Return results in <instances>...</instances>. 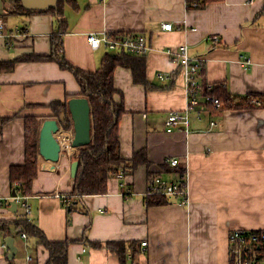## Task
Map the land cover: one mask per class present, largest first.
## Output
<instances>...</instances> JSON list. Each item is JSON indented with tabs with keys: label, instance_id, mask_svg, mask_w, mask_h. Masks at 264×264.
<instances>
[{
	"label": "crops",
	"instance_id": "0c3cea01",
	"mask_svg": "<svg viewBox=\"0 0 264 264\" xmlns=\"http://www.w3.org/2000/svg\"><path fill=\"white\" fill-rule=\"evenodd\" d=\"M18 3L0 0V16L8 28L25 33L10 46L0 37V61L49 53L51 32L58 27L53 12L26 11ZM259 10V2L247 0H208L201 7L192 6L191 0L64 2L62 17L68 30L61 38L67 60L95 71L106 49L91 48L88 31L142 32L148 39L145 77L156 86L146 88L134 82L129 68H115L113 82L119 93L114 100L124 109L118 120L120 154L130 158L145 148L149 164L124 175L122 187L113 177L107 192L83 195L84 211L68 213L55 195L71 189L73 157L67 154L42 169L43 158L37 155V176L25 198L28 217L49 240L71 239L68 264H121L105 246L110 240L125 243L126 264H229L230 231L264 227V106L221 110L200 98L189 110L187 130L166 132L164 127L168 111L187 105L174 59L181 44L200 65V94L208 83H220L234 95H264V19ZM166 23L171 28L165 29ZM158 72L167 78L160 79ZM72 96H80L79 85L73 73L54 60L21 58L11 69L0 68V199L12 192L10 165L24 161V116L36 115L41 124L55 117L48 105L51 100ZM173 157L185 167L184 177L170 164ZM152 176L172 182L185 179L186 201L168 195L165 203H148ZM126 185L127 195L122 192ZM15 211L0 205V264H44L47 250L17 230L12 223ZM4 222L15 227L8 235L15 248L11 256L1 231ZM130 243L134 245L129 248Z\"/></svg>",
	"mask_w": 264,
	"mask_h": 264
},
{
	"label": "trees",
	"instance_id": "16d2710c",
	"mask_svg": "<svg viewBox=\"0 0 264 264\" xmlns=\"http://www.w3.org/2000/svg\"><path fill=\"white\" fill-rule=\"evenodd\" d=\"M208 0H198L195 7H201ZM18 7L26 11H51L58 20V27L51 32V49L49 53L37 55L35 53L11 58L7 61H0V68L11 69L13 64L23 59L29 60H54L61 68L70 70L78 85L79 95L85 96L89 100L92 114V134L88 144L79 146L74 157L78 160V169L73 177L72 186L66 195L70 202H63L68 213L73 210L84 211L81 205L82 196L86 194H102L107 192V184L110 178L115 177L121 171L123 176L132 173L140 164L148 165L149 160L145 148L133 152L130 158H125L119 151L118 120L123 112L122 102L116 103L114 95L119 90L114 86L113 73L117 66L127 67L132 72L134 82L143 84L146 88H154L155 85L147 81L145 77V53L132 55L122 51H105L102 55L98 67L95 71L83 70L66 59L63 50L62 34L68 30L67 20L62 17L64 2L75 3V0H57L56 6L44 10L25 9L18 0ZM202 69V68H201ZM201 72V71H200ZM212 87L206 86L202 94H209L218 99L219 105H212L218 109H242L254 107L252 98L261 101L259 106H264V95L260 93L247 92L244 94H231L226 91L223 84L211 83ZM53 115L58 117L61 112L65 113L63 120L59 123L64 128L72 126V120L68 111L67 101L54 99L48 104ZM24 161L20 164H12L9 167V181L13 190V182L18 181L17 191L25 196L32 192V182L38 172V135L40 124L36 115L24 116ZM178 166L181 176L185 175V167ZM182 186L186 185V180L181 179ZM124 193L128 191L127 185L122 189ZM148 203H165L167 198L159 193L146 195ZM13 220V224L19 232H26L27 235L36 239V243L44 247L48 252V259L44 264H68L67 249L71 239L49 240L44 232L33 222L28 213H18ZM1 231L4 236L10 234L7 226L8 222L2 223ZM102 246L101 243H93ZM134 244L130 243L128 247ZM109 251L116 253L121 264H126L127 247L123 241L110 240L105 242ZM129 251L128 253H130ZM133 253V251H132ZM131 253V254H132ZM131 256V255H130ZM131 264V263H129Z\"/></svg>",
	"mask_w": 264,
	"mask_h": 264
},
{
	"label": "built area",
	"instance_id": "2783aa9c",
	"mask_svg": "<svg viewBox=\"0 0 264 264\" xmlns=\"http://www.w3.org/2000/svg\"><path fill=\"white\" fill-rule=\"evenodd\" d=\"M198 0H191V5L196 6ZM250 2H259L260 3V12L264 19V0H247ZM165 29L171 28L170 23L163 24ZM21 28L9 29L6 25L5 19L0 16V37L3 38V41L7 46H10L14 40H16L22 33ZM87 41L91 48L97 49L103 47L107 51H122L128 54L140 55L146 53L148 47V39L146 35L142 32H102L98 33L96 31L87 32ZM175 61L179 65V70L183 77V84L187 94V105L184 109H172L168 111L166 118L164 120V127L166 132H172L175 129L187 130L189 124V110L193 109L199 104L200 98H203L204 102H208L212 105H219L218 99L210 96L209 94H200L198 87V74H199V65L189 53L188 47L186 44H181L178 47L174 55ZM247 63V61H246ZM157 76L160 79L167 78L166 73L158 72ZM207 88H211L212 84L208 83ZM251 103L254 105H260L261 101L257 98H252ZM213 125L214 122H211ZM62 130V128H61ZM68 140L60 144L61 149H64L65 152L70 155L71 149L74 148L70 144L71 137L69 138V133L72 132V127H69ZM63 131V130H62ZM170 164L176 166L178 164V158L173 157L169 160ZM115 178L120 180V186H123V174L121 171L117 172ZM15 191L14 196L8 198L0 199V205L4 207L7 211H11L10 201L13 199L16 202V206H21L27 213L30 212L29 206L25 201L26 196L17 191V186L19 185L18 181L13 182ZM123 192V191H122ZM124 193V192H123ZM129 192L124 193L127 195ZM146 193H159L164 196H178L181 199V202L186 201V185L182 186L180 181L172 182L167 181L166 179L160 176H152L147 183ZM55 195L61 199L62 202L69 203V198L61 193L55 192ZM23 237H26L25 233H22ZM141 246L146 245V240L140 241ZM84 250V249H83ZM27 260L29 259L26 257ZM229 264H264V227L259 229H248V228H235L232 229L229 233Z\"/></svg>",
	"mask_w": 264,
	"mask_h": 264
},
{
	"label": "water",
	"instance_id": "95a60500",
	"mask_svg": "<svg viewBox=\"0 0 264 264\" xmlns=\"http://www.w3.org/2000/svg\"><path fill=\"white\" fill-rule=\"evenodd\" d=\"M25 9L44 10L50 7H55L57 0H19ZM68 111L72 120V138L71 146L77 148L86 145L91 140L92 134V114L89 100L85 96H72L67 100ZM64 112H61L58 117H50L44 119L39 128L38 135V153L43 158L40 163L42 169L47 168V162L55 163L60 157V145L54 136L57 128L60 126L59 122L63 120ZM53 167V166H52ZM78 169V160L73 159L69 165V173L74 177ZM11 195H15L12 190ZM11 211L16 210V202L12 199L10 201ZM4 243L9 249L8 256L13 254L15 250L13 246V239L10 236L4 238Z\"/></svg>",
	"mask_w": 264,
	"mask_h": 264
},
{
	"label": "rangeland",
	"instance_id": "374dc122",
	"mask_svg": "<svg viewBox=\"0 0 264 264\" xmlns=\"http://www.w3.org/2000/svg\"><path fill=\"white\" fill-rule=\"evenodd\" d=\"M18 1V0H17ZM71 127V126H70ZM61 128H62V130H61ZM69 128V127H68ZM68 128H64L63 126H59L58 128H57V135H56V139H57V141L59 142V139H60V141H62L63 140V133H65V132H68ZM59 133H60V135H59ZM70 135V137H71V135H72V132L71 133H69ZM55 136V135H54ZM69 137V138H70ZM72 138V137H71ZM65 139H67V138H65ZM71 141V140H70ZM60 143L61 142H59V145H60ZM71 143V142H70ZM61 145H63V144H61ZM71 152H72V149L70 150ZM67 153L65 152V154H64V149H61V152H60V157H59V159H61L62 157H67V156H70V157H74V154L71 156V154L70 155H67ZM72 159H75V158H72ZM22 207L21 206H19L18 207V213L19 212H21L22 211ZM24 210V209H23ZM9 231H10V233H12L13 231H14V229H15V227H14V225H12V224H10L9 226ZM15 239L18 241V239H19V236L17 235V236H15Z\"/></svg>",
	"mask_w": 264,
	"mask_h": 264
},
{
	"label": "bare ground",
	"instance_id": "6f19581e",
	"mask_svg": "<svg viewBox=\"0 0 264 264\" xmlns=\"http://www.w3.org/2000/svg\"><path fill=\"white\" fill-rule=\"evenodd\" d=\"M198 63V62H197ZM198 65H199V63H198ZM199 70H200V65H199ZM60 126H61V124H59ZM57 131L54 133V135H55V137H56V135H57ZM59 135H60V133H59ZM63 140L62 141H60V139H59V142H65L66 140H68V134L67 135H65L64 133H63ZM70 137V136H69ZM65 138H67V139H65ZM61 145V144H60ZM50 162V161H49ZM11 196V195H10ZM2 201H3V199H1Z\"/></svg>",
	"mask_w": 264,
	"mask_h": 264
}]
</instances>
